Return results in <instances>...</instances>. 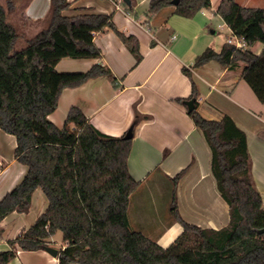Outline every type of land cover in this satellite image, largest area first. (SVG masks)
Returning <instances> with one entry per match:
<instances>
[{"label": "trees", "instance_id": "16d2710c", "mask_svg": "<svg viewBox=\"0 0 264 264\" xmlns=\"http://www.w3.org/2000/svg\"><path fill=\"white\" fill-rule=\"evenodd\" d=\"M172 1L151 0L148 14L157 15L173 6ZM29 2L0 3V130L16 137L15 160L27 169L21 183L0 200V223L14 212L28 213L37 189L46 196L48 208L33 226L9 242V250L0 252V264L17 257V246L24 251L44 250L58 233L65 244L59 250V264H264L263 201L250 179L246 134L228 115L208 120L198 112L199 93L192 74L211 61L231 71L242 63V80L264 104V48L260 54L251 50L256 44L264 46V8L221 1L217 14L246 47L226 43L219 52L205 50L191 67L182 68L192 83V95L176 100H195L196 109L188 114L212 151V173L229 206L230 222L221 230L203 229L181 217L177 186L187 167L171 179L170 213L183 233L162 248L130 227V198L140 185L128 166L133 138L100 132L76 106L70 109L63 128L49 119L64 89L100 77L117 82L101 64L84 73H60L56 65L62 59H100L95 35L111 30L139 64L143 56L138 39L121 32L112 16H64L70 7L67 0H51L44 28L26 38L10 13ZM122 5L127 15L135 16L133 7L124 0ZM210 8L211 0H180L174 14L191 19ZM20 40L24 46L18 49ZM151 44H156L154 39Z\"/></svg>", "mask_w": 264, "mask_h": 264}, {"label": "crops", "instance_id": "0c3cea01", "mask_svg": "<svg viewBox=\"0 0 264 264\" xmlns=\"http://www.w3.org/2000/svg\"><path fill=\"white\" fill-rule=\"evenodd\" d=\"M6 1L1 4L6 5ZM67 1L70 7L63 13L66 17L112 16L121 32L138 39L143 59L137 64L113 31L96 34L94 42L102 52L100 59L64 58L56 65V70L84 73L101 64L112 71L117 82L100 77L82 86L64 89L58 108L49 119L63 128L70 109L76 106L100 132L121 137L132 128L136 117H140L133 129L128 161L130 174L140 185L130 198L128 214L131 229L154 240L160 247L168 248L183 233L182 225L175 222L170 213L171 179L187 167V173L177 186L181 217L203 229L227 227L229 206L217 190L210 146L188 114L185 103L176 101L192 95V83L182 68L191 67L208 48L221 51L224 45L221 46V42L218 46V37L226 41L231 35V30L217 14L222 0H211L210 9L191 19L175 15V6L150 16L151 0H131L134 17L125 13L122 0ZM235 1L251 8L249 0ZM50 4L51 0H30L24 8L11 12L10 19L26 38H32L44 28ZM21 42L24 40L18 44ZM263 48L256 44L251 50L260 54ZM243 67L241 63L238 69L231 71L211 61L194 69L193 80L199 93L197 110L208 120H220L228 115L245 132L250 179L262 196L264 209V104L242 80ZM16 147V137L0 130V200L19 185L27 173L26 167L15 160ZM47 208L46 196L37 189L28 213L14 212L0 223V252L9 250V242L33 226ZM56 237L52 239L54 247L64 249L62 236L58 240ZM16 249L17 257L8 264H59L58 258L45 250L24 251L18 246Z\"/></svg>", "mask_w": 264, "mask_h": 264}, {"label": "water", "instance_id": "95a60500", "mask_svg": "<svg viewBox=\"0 0 264 264\" xmlns=\"http://www.w3.org/2000/svg\"><path fill=\"white\" fill-rule=\"evenodd\" d=\"M124 3L128 6V7H132V2L131 0H124ZM180 3V0H173L172 1V5L173 6H177L179 5ZM186 107H187V110L189 113H191L192 111H194L196 109V104H195V100H189L185 103ZM125 138L126 139H132L133 138V132L132 130L130 129L126 135H125ZM49 255H51L52 257L54 258H57L58 255H59V250L52 247V246H47L45 249H44Z\"/></svg>", "mask_w": 264, "mask_h": 264}, {"label": "rangeland", "instance_id": "374dc122", "mask_svg": "<svg viewBox=\"0 0 264 264\" xmlns=\"http://www.w3.org/2000/svg\"><path fill=\"white\" fill-rule=\"evenodd\" d=\"M4 2V0H0V3H3ZM248 4H250V7L251 8H264L263 6H264V0H249V3ZM222 25H223V23H222ZM227 29V28H226ZM226 32V31H225ZM224 32V33H225ZM223 35V34H222ZM218 42H219V45L218 46H220V44H221V42H222V45L221 46H223V45H225L224 43L225 42H227V41H225V38L224 37H222V36H220V37H218ZM23 46H24V42L22 43H19L18 44V49H21V48H23ZM218 48H221V47H218ZM244 83H246V82H244ZM245 85H247L248 87H249V85L246 83ZM251 89V88H250ZM252 90V89H251ZM253 92V91H252ZM254 93V92H253ZM62 236V234L61 233H58L57 234V237H56V240H58L59 239V237H61ZM52 247H54V243H52V245H51ZM55 248V247H54Z\"/></svg>", "mask_w": 264, "mask_h": 264}, {"label": "built area", "instance_id": "2783aa9c", "mask_svg": "<svg viewBox=\"0 0 264 264\" xmlns=\"http://www.w3.org/2000/svg\"><path fill=\"white\" fill-rule=\"evenodd\" d=\"M204 11L205 10H203V12ZM226 41H227V44L235 46L236 48H239V49H244L246 47L244 41L242 39L238 38L237 36H235L233 34L232 30H231V35L229 37H227Z\"/></svg>", "mask_w": 264, "mask_h": 264}]
</instances>
